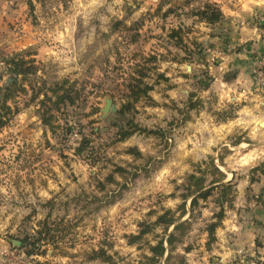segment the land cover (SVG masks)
Returning a JSON list of instances; mask_svg holds the SVG:
<instances>
[{
    "label": "rangeland",
    "instance_id": "1",
    "mask_svg": "<svg viewBox=\"0 0 264 264\" xmlns=\"http://www.w3.org/2000/svg\"><path fill=\"white\" fill-rule=\"evenodd\" d=\"M205 1L221 9L219 23L193 15ZM260 20L264 3L257 0H0V87L12 79L3 60L16 57L40 67L30 82L49 89L68 81L76 96L57 113L54 131L40 114L51 103L44 94L32 99L29 80V92L10 102L18 112L0 129V264H152L149 245L166 238L153 223L169 209L179 217L183 203L180 220L189 222L171 263L221 264L213 254L217 237L209 244L207 232L221 209L220 189L200 197L192 212L184 195L199 167L209 183L211 161L229 177L264 155V126L252 129L250 111L240 126L241 104L227 99L224 74L217 79L220 50L239 52L241 27ZM178 29L182 43L172 36ZM254 55L252 80L264 96V51ZM140 71L141 86L152 88L133 102ZM108 100L115 110L105 111ZM128 102L139 129L121 140L119 109ZM166 255L156 264H166ZM248 257L240 264H262Z\"/></svg>",
    "mask_w": 264,
    "mask_h": 264
},
{
    "label": "trees",
    "instance_id": "2",
    "mask_svg": "<svg viewBox=\"0 0 264 264\" xmlns=\"http://www.w3.org/2000/svg\"><path fill=\"white\" fill-rule=\"evenodd\" d=\"M167 12H171V9H168ZM193 15L197 16L201 21H205L208 24L214 25L219 23L224 17L221 9L214 2L205 1L202 6L193 9ZM172 36L177 40V43L183 42V36L181 34V30L178 29L176 31H172ZM3 62L6 64V71L9 76L12 78L9 83L0 87V129L6 126L9 120L18 112V108L15 106L14 108L10 104V102H15L17 94L19 92L28 93L29 89L32 91V99H36L40 94H44L45 102L50 101L51 105L47 107V109H43L40 111L42 122L51 127V130H55V125L53 124L54 120L57 119L58 114L63 110L64 105H72L75 103L76 96L73 95V86H69L66 82H61L54 84L53 87L47 89L46 87H38L33 81L30 82L32 77L37 76L38 70L40 67L34 63L32 60L18 59L16 57H12L10 59H4ZM141 75L137 79V84L132 85L131 89V97L133 98V102H136L141 95L147 96L148 90L152 87L147 85L141 86L143 83V78L146 73L140 71ZM23 77V80L18 79L19 76ZM235 74L225 76V80L230 81L235 78ZM0 76V80H1ZM29 89L25 87V82L28 81ZM76 92V91H75ZM77 94V93H75ZM44 104V103H43ZM189 107L195 108V103L189 102ZM46 108V107H45ZM132 105L130 102L125 103L122 109H119V113L121 116L120 121L123 125L119 128V136L121 140L128 138L131 136L135 130L139 129L137 125L133 124V120L129 118L127 112H130ZM126 126V127H125ZM151 132V131H150ZM84 140L80 145V149L84 148ZM134 150V149H132ZM141 153H139L140 155ZM211 168L213 178L209 183H207V175L203 169L199 167V173H191L188 176L187 188L188 192L184 195V198L191 197V212L193 211L195 205L198 202V199L201 197L203 199H208V197L213 193L214 190L220 189L219 195L217 197V203L221 206V209L216 213L215 221L211 222L208 225V234H209V244L213 243L216 236V229L222 224V220L225 217V204L228 203V206H232L236 196V185L231 180L225 181L227 178L226 174L215 165L214 161H211ZM256 169L264 172V163L259 165ZM116 172L124 173V167H117L115 169ZM111 182H114L113 176L111 175L109 179ZM185 204L183 203L181 207V214L179 217H174L172 215V210H166L164 213L160 214L156 221L153 223L155 226H163L166 231V238H160L155 245H149V250L151 255L147 258L152 264H156L160 261L164 255L165 263L172 264L171 260L173 259V251L175 248V244L177 241L181 240V236L185 234L187 229V219L180 220L185 214ZM173 226V230L169 233L168 230ZM151 226H147L146 228H142L138 235H133V242L142 238V236L148 232H150ZM132 237V236H131ZM132 239V240H133ZM25 243V242H24ZM23 243V244H24ZM38 243H40V239L36 238L32 242H29L31 249L28 250V254L32 255L36 247H38ZM167 244V245H166ZM180 264H187L184 258L180 259Z\"/></svg>",
    "mask_w": 264,
    "mask_h": 264
},
{
    "label": "crops",
    "instance_id": "3",
    "mask_svg": "<svg viewBox=\"0 0 264 264\" xmlns=\"http://www.w3.org/2000/svg\"><path fill=\"white\" fill-rule=\"evenodd\" d=\"M264 3V0H257ZM231 13H236L232 10ZM262 20L252 27H241L239 44L243 45L239 52H224L220 50L222 73L217 76L221 78V83L227 89V99H235L241 105L235 113L239 115L235 120L248 122L247 112L252 116L249 118L252 129L261 131L264 119H260L257 112L258 100L261 93L253 84V66L256 64L255 53L264 51V25ZM216 51V50H215ZM212 67V66H210ZM235 74V78L230 81L225 80V76ZM264 99V96H261ZM240 101V102H239ZM237 122V121H236ZM255 130V129H254ZM264 132V129H262ZM242 143V142H241ZM264 163V155L256 164L240 173H230L228 179L234 178L236 183V196L234 206L227 208L222 224L216 229V251L221 264H240L243 258L249 256L248 260H254V256L264 264V172L256 169ZM247 260V262H248ZM259 262V261H258ZM249 264V263H248Z\"/></svg>",
    "mask_w": 264,
    "mask_h": 264
},
{
    "label": "built area",
    "instance_id": "4",
    "mask_svg": "<svg viewBox=\"0 0 264 264\" xmlns=\"http://www.w3.org/2000/svg\"><path fill=\"white\" fill-rule=\"evenodd\" d=\"M261 63H262V65H264V61H262ZM258 74L261 77V79L264 80V69H263V67L259 68Z\"/></svg>",
    "mask_w": 264,
    "mask_h": 264
},
{
    "label": "water",
    "instance_id": "5",
    "mask_svg": "<svg viewBox=\"0 0 264 264\" xmlns=\"http://www.w3.org/2000/svg\"><path fill=\"white\" fill-rule=\"evenodd\" d=\"M111 105H112V101L111 100H108L107 105L105 107V111H108L110 108H112L113 110H115V107H112ZM262 124L264 125V121H263Z\"/></svg>",
    "mask_w": 264,
    "mask_h": 264
}]
</instances>
